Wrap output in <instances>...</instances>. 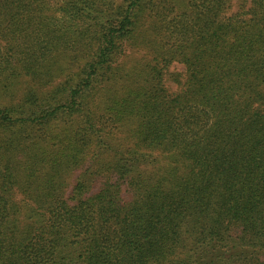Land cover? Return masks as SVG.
Wrapping results in <instances>:
<instances>
[{
    "label": "trees",
    "instance_id": "1",
    "mask_svg": "<svg viewBox=\"0 0 264 264\" xmlns=\"http://www.w3.org/2000/svg\"><path fill=\"white\" fill-rule=\"evenodd\" d=\"M234 3L0 0V264H264V0Z\"/></svg>",
    "mask_w": 264,
    "mask_h": 264
},
{
    "label": "rangeland",
    "instance_id": "2",
    "mask_svg": "<svg viewBox=\"0 0 264 264\" xmlns=\"http://www.w3.org/2000/svg\"><path fill=\"white\" fill-rule=\"evenodd\" d=\"M178 1L183 2L184 0H178ZM242 2H243V0H235V3L233 5V9H236V10L239 9ZM173 73H178L180 75L181 82H184L185 77H184L183 65L178 64V63L173 64L169 68L167 78H166V81H167V84L169 85V87L173 90H177L180 87V83H178L177 81L174 80ZM2 103H7V100H1L0 99V105Z\"/></svg>",
    "mask_w": 264,
    "mask_h": 264
}]
</instances>
